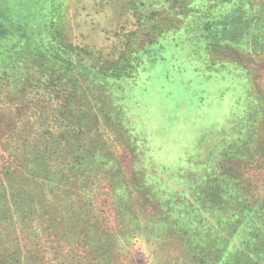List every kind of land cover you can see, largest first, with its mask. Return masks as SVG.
Here are the masks:
<instances>
[{"label":"rangeland","instance_id":"374dc122","mask_svg":"<svg viewBox=\"0 0 264 264\" xmlns=\"http://www.w3.org/2000/svg\"><path fill=\"white\" fill-rule=\"evenodd\" d=\"M54 21L88 51L91 69L112 76L82 92L53 79L41 114L28 112L11 141L0 114V184L4 193L24 188L33 174L19 166L29 154L13 146L31 128L29 139L41 138L34 149L104 133L125 185L98 189L94 215L107 244L88 260L64 246L69 257L56 262L58 247L29 229L17 230L19 240L44 249L43 264H264V0H0V52L21 37L54 52ZM148 27L163 33L151 46ZM112 88L125 99L127 133L100 109ZM6 166L14 174L4 176Z\"/></svg>","mask_w":264,"mask_h":264},{"label":"trees","instance_id":"16d2710c","mask_svg":"<svg viewBox=\"0 0 264 264\" xmlns=\"http://www.w3.org/2000/svg\"><path fill=\"white\" fill-rule=\"evenodd\" d=\"M51 29L56 53L46 51L49 49L42 52L41 47L22 37L12 47L14 51L10 49L5 52L6 55L0 52V81L4 84L0 85V114L5 119L9 116L11 120H5L8 135L6 140L14 139L18 129L23 127L24 118L31 119L30 112L34 116L41 114V105L48 102L41 98L47 96L45 90L51 86L53 79L61 80L62 86L73 88L75 92H82L81 87L87 81L97 84L98 78L107 82L112 76L102 75L91 69L87 64L89 60L82 56L88 51L80 42L70 41L67 32L57 27L55 21L52 22ZM153 31L152 27H148L146 37L150 36L151 39L145 42L149 46L155 44V39L163 34H154ZM35 59L40 67L32 70ZM115 78L130 76L118 74ZM110 86L112 87L111 84ZM115 92L118 91L113 88L112 92L106 89L103 91L100 109H111L105 119L115 123L114 127L118 128L115 133H127V113L119 111L120 106L124 108L121 103L125 99ZM111 93L115 96L112 95V102H108V94ZM72 94L73 97L76 96ZM35 98L38 99L34 104ZM27 131L28 136L23 139L22 145L16 142L13 146L14 153L20 149V154H29L25 161L19 162V166H34L32 170L28 169L33 174L25 179L27 184L24 188L11 187L10 191L7 189L4 193L6 187L0 184V264H43L40 263V260L43 261L40 254L44 249L40 251L36 243H23L19 240L17 230L20 227L29 229L38 241L43 237L49 239L50 244L58 247L55 253L62 252L64 246H71L83 250V258L88 260V256L97 255L107 244L106 237L98 233V219L94 215L97 214L95 198L98 189L105 182L112 192L114 180L119 182L117 190L125 185L123 170L112 148V141L103 133L92 136L84 143H73L69 145L70 148L66 145L60 148L62 140L59 136V141L51 137L50 141L43 142L40 149H34L31 142L38 145L41 138L30 140L31 128ZM32 135L36 137L38 133L33 131ZM62 155L65 156L59 161ZM10 169L8 166L4 167L3 175L14 174ZM76 254H73L75 260ZM66 255L59 253L52 258L57 262L58 257L67 259L69 255ZM102 256L104 255H98V258H104ZM106 261L111 264V260Z\"/></svg>","mask_w":264,"mask_h":264}]
</instances>
